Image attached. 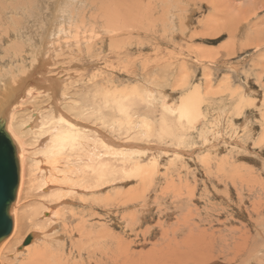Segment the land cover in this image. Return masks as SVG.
<instances>
[{"label": "rangeland", "instance_id": "1", "mask_svg": "<svg viewBox=\"0 0 264 264\" xmlns=\"http://www.w3.org/2000/svg\"><path fill=\"white\" fill-rule=\"evenodd\" d=\"M50 2L0 0V85L6 76L33 67L32 52L38 50V32L50 17ZM87 2L83 10L75 7L82 11L74 24L79 27L76 43L55 51L49 73L63 77L62 106L94 125L89 140L115 171L102 180L96 175L80 182L67 173L82 167L78 157L83 148L53 159L44 156L46 140L42 130L31 128V121L36 111L49 116L52 106L48 95L39 93L14 121L28 164L17 204L19 223L26 212L52 208L54 217L40 222V228L66 237L74 264H264V0ZM108 13H118L115 25ZM135 85L147 98L138 101L139 113L149 110L160 119L168 104L172 121L178 119L175 109L182 96L198 85L206 115L191 128L175 122L178 136L163 137L113 126L112 104L103 117L109 123L88 112L102 103L107 90ZM100 136L116 148L100 146ZM123 146L124 151L130 146L126 161L118 149ZM123 160L129 170L135 160L145 166L155 160V172L147 178L124 173ZM38 162L48 172L40 171ZM45 173L52 178L47 191L39 185L48 179ZM36 227L23 224L19 235Z\"/></svg>", "mask_w": 264, "mask_h": 264}, {"label": "bare ground", "instance_id": "2", "mask_svg": "<svg viewBox=\"0 0 264 264\" xmlns=\"http://www.w3.org/2000/svg\"><path fill=\"white\" fill-rule=\"evenodd\" d=\"M108 2H109V0H108ZM50 3L52 4L50 17L48 18L47 21H45L44 27L42 29L43 30L42 33H41V31L38 32V33H40V41H39V45L37 48L38 50H36L35 52L34 51L32 52V53H34L33 55H34V58L36 60L35 63L33 62L34 63L33 67L31 69L29 68L28 71H26V72L23 71L22 73H20L18 75L6 76V79L4 77H2L4 79L2 80V83H1L2 85H0L1 86L0 87V128L8 134V136L10 137V139L12 140V142L14 144L15 156L17 159V170H18V184H17V187L15 189V197L11 202H9V206L6 209V218L8 219V227L11 229L9 230L8 233H5V234L0 236V264H74V263L70 262V256H69L70 254H72L73 250L69 251L70 254L67 253L68 251L66 250L68 248V247L66 248L67 243L64 240L66 237L65 238L61 237L60 236L61 233H60V235L53 233L56 230L53 231L52 230L53 228L49 230V228H50L49 226H46V228L47 227H49V228L45 231H42V229H41L43 227L40 226V222H41V225L44 222H46L44 224L48 223V219H50V215H52V211H53L52 208L46 207V209H45L43 206L42 207L43 209L40 208V210H38L37 208H39V207L36 206L37 207V208L35 207L36 209H34V207H33L34 211L33 210L31 211V209H30L31 214L29 212H28V214H26L27 212L25 214H23V215H26V218L28 216V220H25L26 219L25 218L22 220V223H19L20 217H19L18 205H20L19 201H20V197H21L22 187H24L23 185L25 183V176H24V173L26 172L25 167H27L28 164H27V156H26L27 150L24 146L23 139L20 137L21 135L17 132L14 121H15L16 113H18V111L21 108L29 106L28 104L29 103L31 104L34 97H36L37 95H40V94H46V95H48L46 97L48 98V100H50L49 101L50 106H52V108L48 110L49 116L44 114L43 111H36V112H33L35 114L33 116V120L31 121V128L38 129L39 132H40V130H42V132H40V134L44 135L43 136L44 138H42V136H41V139H42V141L46 140L45 143L41 142L42 146H44L46 148L43 151L46 153L44 156H47L50 158L52 157V159H53L54 156H56L58 154L60 155V153H63V152H65L67 154H68V152L73 153L78 148H83V149H81L83 152L78 157L79 161H82V164H81L82 167H80V168L78 166H77L78 168L77 167L76 168L70 167L71 171H68V173H67L68 177L67 178H70L69 177V173H70L71 175L74 174L73 179L79 178L80 182L86 181L88 179V177H89V180H90V177L95 178L94 176H96V175H97L96 177L98 180H102L104 177H106L107 174L114 173V171H115V169L111 166L112 164L110 165L109 159H104V157H103V159H100V157H98V154L96 152V146L92 145L94 143L90 142L91 139L89 140V138H91L90 137L91 136L90 134H92L91 132H95V128L92 127L94 125L87 123L86 120H85V122L82 121V119L80 117L76 118L75 116L71 115L68 112V110L64 109L65 106L64 107L62 106L60 101H61V98H63L62 97V95H63L62 93L64 90V84L63 83L65 82L63 77L61 75L59 76L57 74L49 73L50 70L52 71V65L54 63L53 62L54 60L52 61L51 56H54V53H56L55 51L56 50L58 51L61 47H66V46H69L71 48V45H74L76 43L75 42L76 39H74V37H77V34L79 33L77 30V28H79V27H76L74 25L76 22V17H78V18L81 17L79 15L82 11L80 12L79 10H83L84 9L83 6L84 5L87 6L90 3L87 2V0H51ZM92 4H94V3H92ZM104 4H105V2H104ZM48 6L50 7V5H48ZM80 6L82 8L79 10H77V8H75V7H80ZM109 7H110V5H109ZM108 14H110L111 21H113V22H111V25H115V22H117V20L120 19V18L118 19L116 16L118 13L117 14L108 13ZM135 15H137V14H135ZM41 20L43 21V18H41ZM85 23H87V22H85ZM85 23H83V24H85ZM41 24H42V22H41ZM127 26H128V24H127ZM41 27H42V25H41ZM88 27H90V26H88ZM129 27H130V25H129ZM36 29H39V28H36ZM85 29H88V28L85 27ZM113 29L115 30V27ZM121 29H122V26H121ZM13 32H15V31H13ZM35 36H37V35L35 34ZM119 38H120V36H119ZM262 38L263 37H261L260 39H262ZM78 39H79V37L77 38V40ZM79 42L80 41L78 40L77 43H79ZM114 42H116V39L114 40ZM93 44H94V41H93ZM33 45H34V43H33ZM21 46H22V44H21ZM77 46L75 47L76 49L78 48ZM88 46L89 45H87V48L90 47V46L89 47ZM35 48L36 47L34 46V49ZM67 49L68 48H66L64 50H67ZM73 49H74V47H73ZM79 50H81V47L79 48ZM26 51L27 50L25 49V52ZM22 52H24V51H22ZM74 55H76V54H74ZM28 56H29V54H28ZM63 56L64 55H62V57L60 58L61 60H62V58H64ZM66 56H67L66 58H68V56H69L68 53ZM23 60H26V58ZM24 63H25V61H24ZM18 64H20V63H18ZM14 66H12V67H14ZM21 67H23V66H21ZM10 71H12V70L10 69ZM226 87H228V86H226ZM112 89H109L106 91V93H105L106 96H103V101L99 106L98 105H96L97 107H94L95 105H93V107L90 106V108L88 109L90 111H88V112L90 114L92 112V115L96 114L98 117L100 116L101 118H103V117L106 118L105 117V111L107 108H112V106H111V104H112L113 105L112 111L113 112L115 111V113H114L115 116L110 118L109 121H111V124L115 127L118 126L119 128H123L126 131H130L131 133L132 132L138 133V135H140L139 133H142V134L145 133L147 135H154L155 133H157L158 135L163 136V137L165 135L178 136L176 134V131H175V129L177 127H174V125H173L175 122L180 123L181 126H183V125L185 126V124H188V126H190V125L194 126L202 117H204L206 115L203 111V103H204V99H205L203 97L204 94L201 92L198 85H194V87L189 89V91H187V93L185 92L186 94L184 93L185 95L182 96V101L180 102L179 106L176 107V109H175L178 119H176L174 121H172L170 119L169 114L166 112L167 106H169L168 104H164V107H163L164 110L162 113V117L160 119L159 118L156 119V117H153V113L151 114L149 112V110H148V112H146V114L139 113L138 112V110H139L138 101H142V100L147 101V98L144 96L141 89H139L137 87V85H135L134 87H131L129 89L126 87L122 88V89H119V88L118 89L116 88L113 90ZM104 91H105V88H104ZM144 93H145V91H144ZM146 95H147V92H146ZM67 99H68V97H67ZM34 100H35V98H34ZM70 100H72V99H70ZM168 109H169V107H168ZM74 110H76V109L72 108V111H74ZM45 111L47 112V109ZM104 118H103V121H104ZM109 121H104V123H106V122L109 123ZM24 125H26V124H24ZM189 128H191V126ZM182 130H183V127H182ZM39 132H37V133H39ZM142 136H144V135H142ZM180 136L184 137L186 135L181 133ZM181 137H178V138H181ZM98 138L100 139V141L97 140V142L103 148H108V149H110V151L113 150L114 148H116L112 145L110 146L109 143L107 142L108 140L106 141L105 139L101 138V136ZM94 140L96 141V139H94ZM91 141H93V139ZM24 142H25V140H24ZM124 146H123V148L119 147L118 149L121 150V152H122L121 154L123 156L125 155L124 157H125V161H126V156L128 155L127 151L130 149V146H128L129 149H126L125 151H124V149H125ZM94 148H95V150H94ZM133 151L134 150H131V152H133ZM131 152L129 151V153H131ZM76 153H78V152H76ZM71 155H73V154H71ZM134 155H136V154H134ZM134 155H132V157ZM119 156H120V154H119ZM138 156H140V155H138ZM127 158H128V156H127ZM49 160H51V159H49ZM125 161L123 160V163ZM42 163H43V160H42ZM36 164H37V168L40 171L48 172L47 171L48 167L44 166L43 164L40 165L39 162ZM32 165H33V163H32ZM67 165L72 166L69 164H67ZM127 166H126V163H124L122 165V170L124 173L130 172V173H133V175H135V174H136V176L141 175L142 177L147 178V176L152 175L155 172L156 161L152 160L151 164H149L148 166H145L140 161L135 160V161H133V164L131 165L130 170L127 168ZM128 167H130V164ZM70 168H69V170H70ZM34 169H35V167H34ZM53 169H55V168H53ZM39 170H38V172H39ZM58 171H60V170H58ZM33 174H34V172H33ZM33 174L30 175L31 176L30 180L32 183L35 182V175H33ZM55 174L56 173H54L53 175H55ZM141 176H138V177H141ZM38 177H40V176H38ZM41 177H42V174H41ZM44 177L48 178L50 176H49V174H46V176H44ZM57 177H55V178H57ZM51 179L48 178L46 180H43V183H41L42 182V180H41V182H40L41 184L39 183V185H42L41 187L43 188V190L47 191L49 189V187L51 188V186H49V183H51ZM36 181H38V180H36ZM55 181H56V179H55ZM55 181H53V182H55ZM29 184L32 185L31 183H29ZM46 185H47V187H44ZM73 185H75V184H73ZM70 186H72V185H70ZM42 188H40V189H42ZM73 190H75V189H73ZM40 196H41V194H40ZM61 203L62 202H60V204ZM43 205H45V204H43ZM48 205H50V204H48ZM40 206H42V205H40ZM50 206H52V205H50ZM25 207H27V205H25ZM25 207L23 206V208H25ZM29 208L30 207H28V209ZM20 209H21V207H20ZM28 209H27V211H28ZM56 213H57V211H56ZM54 214H55V211H54ZM59 214H62V213H58V215ZM53 215H52V217H54ZM37 217H38V219H37ZM59 217L60 216H58V218ZM54 221L55 220H53V222L50 221L51 224L55 223ZM60 221H62V220H60ZM50 222H49V224H50ZM56 222H59V221H56ZM23 224H26V226L31 225V227H36L39 225V228L40 227L41 228L40 229L38 228V230H36L37 227H36V229L34 228L33 230L29 229L30 232L28 230V232L26 234L24 233L23 236H20L19 232L22 231V230H20V227ZM51 224H50V226L55 225V224H52V225ZM22 229H23V227H22ZM50 231H53V232H50ZM63 236H64V234H63ZM72 246H73V244H72Z\"/></svg>", "mask_w": 264, "mask_h": 264}, {"label": "water", "instance_id": "3", "mask_svg": "<svg viewBox=\"0 0 264 264\" xmlns=\"http://www.w3.org/2000/svg\"><path fill=\"white\" fill-rule=\"evenodd\" d=\"M17 184L15 147L8 134L0 128V236L11 229L8 227L6 209L15 197Z\"/></svg>", "mask_w": 264, "mask_h": 264}]
</instances>
